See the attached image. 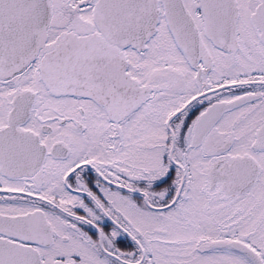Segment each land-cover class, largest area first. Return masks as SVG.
<instances>
[{"label": "snow or ice", "instance_id": "6c2138e0", "mask_svg": "<svg viewBox=\"0 0 264 264\" xmlns=\"http://www.w3.org/2000/svg\"><path fill=\"white\" fill-rule=\"evenodd\" d=\"M0 264H264V0H0Z\"/></svg>", "mask_w": 264, "mask_h": 264}]
</instances>
